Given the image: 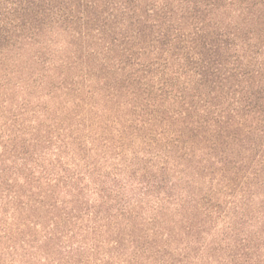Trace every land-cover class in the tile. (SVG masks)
Returning a JSON list of instances; mask_svg holds the SVG:
<instances>
[{"label":"trees","instance_id":"16d2710c","mask_svg":"<svg viewBox=\"0 0 264 264\" xmlns=\"http://www.w3.org/2000/svg\"><path fill=\"white\" fill-rule=\"evenodd\" d=\"M25 46L73 101L40 105L39 178L0 132V264H184L123 175L186 207L195 165L264 170V0H0V60Z\"/></svg>","mask_w":264,"mask_h":264},{"label":"rangeland","instance_id":"374dc122","mask_svg":"<svg viewBox=\"0 0 264 264\" xmlns=\"http://www.w3.org/2000/svg\"><path fill=\"white\" fill-rule=\"evenodd\" d=\"M16 52L0 60V132L3 130L5 136L18 139L17 144L26 157L21 160V166L28 172L36 168L39 178L40 105L50 108L53 117L60 119L61 111L72 108L73 100L64 91L55 92L51 98L47 94L49 90L40 88V46L34 49L25 46ZM18 118L19 125L15 123ZM15 124L25 128L16 136L13 133L16 129L11 128ZM16 150L14 146L17 156ZM137 152H141L142 158L146 155L142 149ZM236 155L231 148L228 159L235 160ZM12 160L18 163V158ZM203 165L205 171L199 172L196 165L189 170L187 179L192 189L185 197L194 201L186 207H179L182 192L176 191L173 200H168L172 196L169 192L152 191L145 192L143 197L135 196L139 191L134 192L138 185L130 179L131 169L123 175L128 187L118 196V201L124 198L144 202V214L134 223L144 233L157 229L174 260H184V264H264V170L259 171L261 165L251 166L247 162L242 173L233 169V163L227 168L212 167L208 162ZM19 183L24 184L25 180L20 178ZM96 199L92 194L91 201Z\"/></svg>","mask_w":264,"mask_h":264}]
</instances>
